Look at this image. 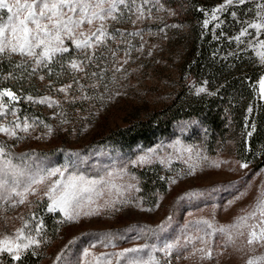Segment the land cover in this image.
I'll list each match as a JSON object with an SVG mask.
<instances>
[{
  "label": "rangeland",
  "instance_id": "1",
  "mask_svg": "<svg viewBox=\"0 0 264 264\" xmlns=\"http://www.w3.org/2000/svg\"><path fill=\"white\" fill-rule=\"evenodd\" d=\"M261 2L264 0H248L242 6L229 7L218 14L219 28L215 27L217 21L211 20L210 13L224 0L177 3L149 0L145 5L146 18L140 20L134 14L129 18L128 10L122 6L121 19L109 21L110 31L119 29L124 33L108 41L109 47L116 50L115 59L108 55L99 67L94 63L89 65L85 69L87 75L74 72L67 65L63 69L53 66L56 74L51 76L47 69L41 68L35 73L39 86L31 93L13 90L0 82V89H11L20 97L10 108L17 110L21 122L25 117L29 121L39 118L54 130L52 135H47V129L39 124L29 133L17 130L15 138L0 133V145L6 146L7 159L30 169L67 166L66 176L76 174L88 180L103 177L111 181L97 186L102 195L92 193L94 203L89 205L85 201L81 216L71 222L59 211H47L49 201L43 196L46 185L39 186L38 194L29 195L22 205L11 207L0 202V238L13 234L22 226L21 217L30 220L33 213L41 220L51 215L59 223L53 238L48 236L44 225V242L35 248V254L29 250L21 261H13L8 253H0V264H23L29 253H41L37 264H61L56 257L62 253L64 264H96L94 257L101 254H108L107 258H113L116 264L114 254L133 247H143L139 255L145 260L151 256L159 264H246L253 256H264V248H257L255 253L248 251L247 236L235 237V242L230 243L227 234L219 230L252 211L264 188V164L259 165L255 160V152H251L248 143L251 136L247 134L255 130L252 114L264 106L259 88L264 66L256 55L261 49L248 46L247 40L251 37H246L244 44L229 40L241 30V21L245 25L255 21L257 3ZM141 3L142 0H135L133 12ZM188 5L192 9L190 17L186 15ZM149 8L151 17L147 18ZM233 11L237 14L235 19L230 15ZM205 19L210 20L207 28L203 26ZM249 31L255 33L254 29ZM194 45L195 57L203 46L207 48L202 68L205 65L222 67L230 75L245 76L247 80L250 78L247 75L257 69L259 76L252 82L253 98L246 107L243 125L237 126L232 115L226 138L217 139L212 147L209 129L197 116L179 119L168 134L149 143L121 146L101 142L110 131L169 104L182 89L196 94L195 88L205 86L206 91L199 95L218 93L229 74L214 80L203 69L194 74L192 62L196 58H190ZM92 72L100 75L93 77ZM68 84L72 88L67 95L57 91ZM28 96L35 100L51 97L59 105L48 107L47 103H34L27 100ZM13 119L9 111L7 116L0 117V124H8ZM64 119L67 123H61ZM262 148L264 141L256 153ZM149 149L154 150L152 161L138 163V158ZM242 163L248 167L241 168ZM151 165H159L167 178V189L158 194L156 201L143 194L138 175L139 169ZM190 166H194L192 174H189ZM107 173L113 175L109 177ZM173 178L177 181L175 184L171 183ZM129 184L139 191L127 188ZM97 209L99 214L83 215ZM202 221H209L213 227L208 228ZM162 224L166 226L161 228ZM198 237H203L206 243H201ZM167 243L175 245L170 255L154 250L162 249ZM199 248H211L212 259H201L203 254L196 251ZM85 250L89 255H84ZM119 264H125V259L121 258Z\"/></svg>",
  "mask_w": 264,
  "mask_h": 264
},
{
  "label": "snow or ice",
  "instance_id": "2",
  "mask_svg": "<svg viewBox=\"0 0 264 264\" xmlns=\"http://www.w3.org/2000/svg\"><path fill=\"white\" fill-rule=\"evenodd\" d=\"M247 2L248 0H224L223 4L212 9L210 16L212 21H217L215 27H220L218 14L227 11L231 6H242ZM148 3L149 0H142V3L133 12L132 6L135 4V0H0V57L11 59L13 56H20L21 62L16 65V68L23 69L28 75H34L43 68L47 69L48 75L51 76L56 74L53 66L63 69L67 65V68L74 72H85V69L93 63L99 67L103 61L108 59V55L113 59L116 57V50L109 47L108 41L115 40L117 35L121 37L124 35L119 29L115 32L110 31L109 21L121 19L122 6L128 10L129 18L132 14L136 15L137 20L146 18L145 5ZM257 9L255 21L247 22L246 25L241 21V30L229 40L230 42L235 41L237 44H244L245 38L251 37L247 40V44L251 48L261 49L256 55L261 65L264 66V39H260L261 35H264V2L257 3ZM151 11L150 8L147 9V18L151 17ZM200 11L204 10L200 9ZM230 15L234 19L237 16L234 11ZM209 23L210 20L205 19L203 26L207 28ZM249 29H254L255 33L250 32ZM138 34L136 33V35ZM125 54L127 55V53ZM124 63H127V60ZM115 70L120 71V68ZM85 75H87L86 72ZM99 75L97 72L91 73L93 77ZM5 78L15 79L16 77L10 72ZM40 79L43 80L44 76H40ZM74 82L79 83V81ZM204 84L206 85L207 81ZM92 87H96V85ZM105 87L107 86L105 85ZM71 88L72 84H68L60 87L57 91L67 95ZM259 88L261 97H264V77L259 80ZM195 91L199 95L206 91V87L195 88ZM5 97L7 102H5ZM19 100L20 97L11 89H0V117L7 116L9 111L14 117L8 124H0V133L14 138L17 137V130L29 133L39 124H43L39 118L29 121L25 117L21 122L17 110L14 107L10 108L11 104L17 103ZM27 100L40 104L47 103L48 107L59 105V101L53 100L51 97L35 100L32 96H28ZM248 111L251 112L252 109L249 108ZM61 123H67V120H61ZM43 127L47 129V135L53 134L54 130L51 125L43 124ZM254 127L253 125V130ZM247 134L251 136L252 132ZM36 138L40 139L41 137ZM153 155L154 150L149 149L148 153L140 156L137 162L150 163ZM7 156L6 146L0 145V202L11 207L22 205L28 201L29 195L38 194L39 186L46 185L43 196H46L49 201L46 205L47 211L49 213L59 211L69 222L75 221L81 216L85 201L89 205L94 203L92 193H96L97 196L102 195L98 185L111 182L103 177L99 180H88L83 175L68 174L66 176L67 166L30 169L23 164H14L11 159L6 158ZM160 163L163 164L164 160H161ZM240 167L247 168L248 165L242 163ZM193 172L194 166H190L189 174ZM107 175L111 177L113 173H107ZM120 175H123V170ZM133 179L135 178L133 177ZM176 182L175 178L171 179L172 184ZM126 187L139 191V188L133 184ZM111 203H115V201ZM106 205L110 206L109 202H106ZM93 214H99V209L95 212H83L85 216ZM21 219L23 223L20 228L16 229L13 234H6L0 238V253H8L13 261H21L22 256L29 250L35 254V248L44 242L42 238L43 220L39 219L35 213L32 214L30 220L23 217ZM202 223L208 228L213 227L209 221H202ZM165 226L164 224L160 225L161 228ZM219 230L227 234L230 243L235 242V237L247 236L245 247L251 253H255L257 248H264V188L261 189L252 211L239 217L235 224ZM198 239L201 243H206L203 237H198ZM174 247L173 243H167L162 249L154 250L170 255ZM143 250V247H133L115 253L116 264H119L121 258L125 259V264H159L151 256L147 260L143 259L139 255ZM196 251L203 254L201 259L205 257L212 259L211 248H199ZM84 255H89L88 250H85ZM107 257L108 254H101L99 257H94V260L96 264H113V258ZM56 260L64 264L63 253L58 255ZM246 264H264V256H253L246 261Z\"/></svg>",
  "mask_w": 264,
  "mask_h": 264
},
{
  "label": "trees",
  "instance_id": "3",
  "mask_svg": "<svg viewBox=\"0 0 264 264\" xmlns=\"http://www.w3.org/2000/svg\"><path fill=\"white\" fill-rule=\"evenodd\" d=\"M175 3L181 0H170ZM198 1V0H196ZM192 4V3H190ZM193 7V6H192ZM194 8H196L194 6ZM191 6L186 7V15L190 17ZM196 45L192 49L190 58H196L192 62V72L197 74L202 69L209 72L213 77L211 79L220 78V76L228 75L229 79L223 87L212 96L205 94L197 95L187 91H180L175 98L167 105L156 109L149 113L142 119H138L130 124L119 127L110 131L103 137L101 142L117 144L121 146H130L138 142L149 143L159 136L168 134L175 122L181 118L197 116L202 119L210 132L211 147L219 138H226V134L230 131L232 123L231 116L237 120V126L243 125V118L245 115L246 107L249 100L253 98L252 82L257 79L259 73L256 68L250 76L249 80L245 76H234L226 72L222 67H209L204 66V58L207 57L208 51L206 46L200 49L197 57ZM192 59H190L191 61ZM19 56H13L11 59L7 57H0V82L9 88L22 91L24 93L34 92L40 83L37 75H28L23 69L16 68L19 64ZM12 73L15 79L5 78L8 73ZM251 118L255 121V130L249 138V145L255 152L254 158L258 160L259 165L264 164V148L258 151L264 141V106L262 105L259 110L252 114ZM138 175L141 179V188L143 194L156 201L158 194L167 189V178L163 176L162 169L159 165H151L143 167L138 170ZM163 178V179H162ZM55 217L45 215L43 222L46 232L49 237H54L58 229L59 223H56ZM41 258V253L33 255L27 254L22 260L23 264H37Z\"/></svg>",
  "mask_w": 264,
  "mask_h": 264
}]
</instances>
